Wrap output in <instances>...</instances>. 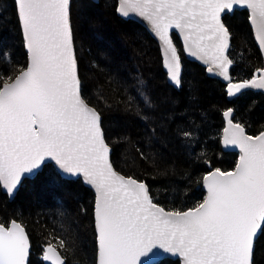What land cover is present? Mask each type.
Here are the masks:
<instances>
[{
    "label": "snow or ice",
    "instance_id": "6c2138e0",
    "mask_svg": "<svg viewBox=\"0 0 264 264\" xmlns=\"http://www.w3.org/2000/svg\"><path fill=\"white\" fill-rule=\"evenodd\" d=\"M12 3L27 64L14 75L0 76V190L12 195L26 174L50 165L82 177L96 192L97 264H152L161 250L181 258V264H254L255 241L264 235V131L247 135L233 123V110H225L223 144L240 150L235 168L205 175L207 194L194 207L166 210L153 201L144 182L113 169L101 114L82 94L73 0ZM236 6L250 10L264 52V0H119L115 10L124 17L135 13L150 25L168 78L177 87L182 63L172 30L182 34L185 53L227 82L231 97L264 89V67L250 79L231 75V34L222 16ZM143 102L151 105L148 97ZM183 136L191 139L190 132ZM57 241L65 247L64 240ZM29 253L24 228L15 220L7 227L0 223V264H30ZM42 261L66 264L51 242Z\"/></svg>",
    "mask_w": 264,
    "mask_h": 264
},
{
    "label": "trees",
    "instance_id": "16d2710c",
    "mask_svg": "<svg viewBox=\"0 0 264 264\" xmlns=\"http://www.w3.org/2000/svg\"><path fill=\"white\" fill-rule=\"evenodd\" d=\"M116 7L117 0H73L82 94L101 114L113 167L144 181L153 201L166 210H187L204 199L202 181L208 172L233 170L238 161L237 152L221 147L223 112L233 109V120L256 136L264 130V94L246 90L228 100L226 84L186 59L175 33L181 85L169 84L154 38L136 20L119 16ZM82 14L86 18L78 23ZM222 19L231 34V75L250 79L263 62L248 11L236 9ZM26 64L12 0H0V76L14 75ZM94 204L95 194L81 178H64L50 165L24 179L12 200L0 190V222L7 225L14 219L24 227L30 264H46L42 256L49 242L66 264H96ZM57 238L64 240V248ZM253 260L264 264V235L255 241ZM156 264L179 262L165 258Z\"/></svg>",
    "mask_w": 264,
    "mask_h": 264
},
{
    "label": "water",
    "instance_id": "95a60500",
    "mask_svg": "<svg viewBox=\"0 0 264 264\" xmlns=\"http://www.w3.org/2000/svg\"><path fill=\"white\" fill-rule=\"evenodd\" d=\"M94 1H98V0H94ZM118 1V3H119V0H117ZM117 6H118V4H117ZM246 9L247 11H248V14H249V9H247L246 7H243V6H236L231 12H226L225 14H231V13H233V11L234 10H236V9ZM117 14L119 15V16H121L122 18H126V19H128V18H131V19H133V20H136L137 22H139L140 24H142L147 30H148V32L150 33V35L154 38V40L156 41V43L158 44V47H159V50H160V53H161V44H160V42H159V40H158V38L153 34V32H152V30H151V27H150V25L142 18V17H140L139 15H137V14H135V13H130L129 14V16H127V17H124V16H122V15H120L118 12H117ZM223 21V20H222ZM224 23V22H223ZM249 23H250V26H251V29H252V34H253V38H254V41H255V44H256V46H257V48H258V50H259V52H260V55H261V57H262V62H263V66L262 67H264V52H262L261 51V48H260V44H259V41L257 40V35H256V31H255V29H254V26L251 24V22H250V20H249ZM172 33H175V34H177V36H178V39L180 40V43H181V49H182V54H183V56L186 58V59H189V60H193V61H196V62H198L199 64H201L202 66H205L206 67V69H207V67H208V65H206V64H204L202 61H200L199 59H197L196 57H192V56H190V55H188L187 53H185L184 51H183V37H182V34H180L179 32H178V30H172V32H171V35H172ZM23 38V37H22ZM174 42V41H173ZM23 44H24V42H23ZM25 48V47H24ZM26 51V50H25ZM27 53V52H26ZM163 69H164V71L166 72V75H167V81L169 82V84H171V85H173V86H175V87H177L173 82H171L170 80H169V78H168V74H167V70H166V68L164 67V65H163ZM206 73L208 74V76H210V77H215V78H218L219 80H221L222 82H224L225 84H226V89H227V82L226 81H224L221 77H219V76H217V75H215V74H213V73H209V72H207V70H206ZM246 90H254V91H260V92H262L263 94H264V89H245V90H242L240 93H237L236 95H234V96H228V94L226 95V98L228 99V100H231V99H233V98H235L236 96H238V95H240L241 93H243L244 91H246ZM226 93H227V90H226ZM90 105V104H89ZM91 106V105H90ZM91 107H93V106H91ZM94 108V107H93ZM227 110V109H226ZM233 110V109H232ZM227 119L228 118H226V117H224V115H223V120H224V127H223V130H224V128L225 127H227ZM232 119H233V114H232ZM233 123H237V122H235L234 120H233ZM223 130H222V136H221V147H222V149L224 150V151H235V152H237L238 153V160H239V155H240V150H239V148L238 147H234V146H225L224 144H223V135H224V132H223ZM264 131V130H263ZM246 132V131H245ZM247 134V133H246ZM247 135H249V134H247ZM257 135H259V134H257ZM252 136V135H251ZM110 155H111V147H110ZM110 155H109V159H110ZM110 162H111V159H110ZM238 162V161H237ZM112 164V163H111ZM237 164V163H236ZM54 166V165H53ZM113 166V165H112ZM236 166V165H235ZM55 167V166H54ZM235 168V167H234ZM42 169V168H41ZM40 169V170H41ZM55 169L60 173V175L62 176V177H64V178H78V176H74V175H71V174H64V173H62L61 171H59L56 167H55ZM113 169L116 171V172H118L120 175H123V176H125V177H131V176H126V175H124V174H122L121 172H119V171H117L114 167H113ZM40 170H38V171H36L35 173H33V174H31V175H28V174H26L24 177H23V179H22V181L24 180V179H28V178H33ZM215 169H213V170H211V171H214ZM210 171V172H211ZM228 171H232V170H228ZM209 173V172H208ZM207 173V174H208ZM206 174V175H207ZM79 178H81V180L83 181V183L86 185V186H88L89 188H91L92 189V191L94 192V194H95V199H96V192H95V189L91 186V185H89V184H87V183H85L84 182V179L82 178V177H79ZM132 178H134V177H132ZM134 179H136V178H134ZM136 180H138V179H136ZM138 181H142V180H138ZM142 182H144V181H142ZM145 183V182H144ZM146 184V183H145ZM20 186V185H19ZM19 186H18V188H19ZM202 188H203V191L205 192V196H206V194H207V192H206V187L204 186V183H203V181H202ZM18 190V189H17ZM17 190L15 191V193L14 194H12V195H9V194H7L6 192H4L3 190H2V192H4L7 196H8V198L10 199V200H12L13 199V197H14V195L16 194V192H17ZM95 205V204H94ZM14 220V219H13ZM13 220H11V221H13ZM11 221L7 224V225H5L6 227L7 226H10V224H11ZM17 223H19L17 220H15ZM1 223V222H0ZM3 224V223H2ZM20 224V223H19ZM21 225V224H20ZM22 226V225H21ZM23 227V226H22ZM24 228V227H23ZM25 230V229H24ZM25 233H26V231H25ZM27 234V233H26ZM46 249V248H45ZM161 255H158V256H156V257H154L153 258V261H152V264H156V263H158V262H160L161 260H163V259H165V258H172V259H178L179 260V264H181V258H179V257H176V256H173V255H171V254H164L163 252H162V250H161ZM63 257V256H62ZM46 262V264H51V261H45ZM96 264H97V259H96Z\"/></svg>",
    "mask_w": 264,
    "mask_h": 264
},
{
    "label": "rangeland",
    "instance_id": "374dc122",
    "mask_svg": "<svg viewBox=\"0 0 264 264\" xmlns=\"http://www.w3.org/2000/svg\"><path fill=\"white\" fill-rule=\"evenodd\" d=\"M93 2H95L94 0H91ZM84 14V13H83ZM83 14L81 15V17L79 18V22L78 23H81L82 21L81 20H84L86 17L83 16ZM82 18V19H81ZM81 19V20H80ZM177 36V34H175ZM178 37V36H177ZM180 41V40H179ZM254 136V135H253ZM92 190V189H91ZM94 193V192H93ZM178 260V259H177ZM179 262V260H178Z\"/></svg>",
    "mask_w": 264,
    "mask_h": 264
},
{
    "label": "bare ground",
    "instance_id": "6f19581e",
    "mask_svg": "<svg viewBox=\"0 0 264 264\" xmlns=\"http://www.w3.org/2000/svg\"><path fill=\"white\" fill-rule=\"evenodd\" d=\"M117 4H118V1H117ZM222 17H223V16H222ZM222 20H223V19H222ZM227 52H228V51H227ZM36 175H37V174H36ZM36 175H35V176H36ZM35 176H34V177H35ZM34 177H33V178H34ZM33 178H28V179H33Z\"/></svg>",
    "mask_w": 264,
    "mask_h": 264
}]
</instances>
